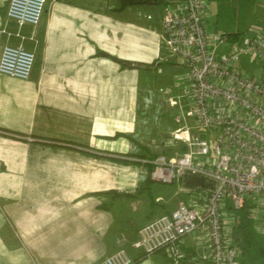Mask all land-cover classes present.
<instances>
[{"label":"crops","instance_id":"obj_1","mask_svg":"<svg viewBox=\"0 0 264 264\" xmlns=\"http://www.w3.org/2000/svg\"><path fill=\"white\" fill-rule=\"evenodd\" d=\"M9 1L0 0V29L25 40L0 33V56L7 44L22 43L36 60L27 80L0 73V264H99L122 234L134 264H216L204 231L181 241L179 262L131 245L142 226L180 201L202 205L182 179L148 177L153 139L148 146L142 136L165 105L151 90L155 77L170 74L169 107L187 108L184 66L162 44L167 3L47 0L40 23L19 28ZM251 60L243 65L250 73L259 68ZM173 132L162 149L168 156L186 146Z\"/></svg>","mask_w":264,"mask_h":264},{"label":"built area","instance_id":"obj_2","mask_svg":"<svg viewBox=\"0 0 264 264\" xmlns=\"http://www.w3.org/2000/svg\"><path fill=\"white\" fill-rule=\"evenodd\" d=\"M162 1L167 3L162 44L184 66L179 79L188 86L187 108H181L176 117L181 126L175 129L173 138L186 144L187 149L173 156L158 154L149 161V176L153 181L171 184L193 174L210 184L192 189L197 195L195 200L202 205L180 201L172 213L142 226L131 245L145 257L164 251L168 258L179 262L185 256L181 241L204 231L211 261L242 264V251L234 241L235 213L246 204L249 210H255L257 204L250 201L252 196L264 202V31L237 42L230 53L220 52V46L230 39L209 29L211 0ZM46 3L47 0H10L7 15L19 28L35 27ZM0 33L25 40L20 31L12 32L7 26ZM246 57L255 59L261 67L247 72L240 64ZM35 60V51L24 44H7L0 56V73L27 80ZM170 104L177 105L179 100L170 99ZM188 119L193 120V125L187 123ZM210 131L217 133L214 148L205 136ZM254 214L256 220L264 221V206L256 208ZM256 224L260 227L262 222L257 220ZM128 242L125 234L119 236L118 249L99 264H134L126 248Z\"/></svg>","mask_w":264,"mask_h":264},{"label":"rangeland","instance_id":"obj_3","mask_svg":"<svg viewBox=\"0 0 264 264\" xmlns=\"http://www.w3.org/2000/svg\"><path fill=\"white\" fill-rule=\"evenodd\" d=\"M207 23L210 30H214L220 34L239 31L242 32L243 38H251L256 35H260V33H263L264 31V0H211V8L209 14L207 15ZM236 46L237 42L231 40L230 42L222 44L219 48V51L224 53H230L232 49H234ZM244 59L245 58H243L240 63L241 67H243L244 65ZM252 60L254 62H257L255 59ZM245 65L250 68L249 64ZM257 66L261 67L260 63H257ZM251 71H255V67ZM170 83L171 80L169 74V76H166L165 78L160 77V79L158 76H156L154 83L152 82L151 84V90L153 91L154 96L158 101L164 102L165 105L156 107L155 119L149 125V129L147 130L146 128L143 132L144 135L142 136V142L148 145V136H152L154 144L150 146L148 145L151 149V152L145 156L146 158L150 157L152 159L153 155L155 154H164L162 153L164 140L169 137V134L175 131L176 128L181 126L180 124L176 123V117L180 113L178 108L169 107L168 98L166 100L165 97L168 96L167 89L168 87H170ZM160 88L162 89L160 90ZM182 106L184 107V105ZM190 123L191 122L189 120V124ZM209 133V141L211 144V148H214L217 133L212 131H210ZM180 143L183 144L182 141H180ZM148 177L150 178V176ZM148 177L145 178L147 179ZM168 186H171L173 188V191L176 189V186L174 184ZM143 198L147 199L146 196H143ZM144 199L142 200L145 201ZM250 201H255L257 204L256 208L259 210L260 207L263 208L264 206V202L262 201V199L257 196H252V200ZM255 210L252 209V211L249 210L248 212L240 210L236 211L235 214L238 218L242 216V213H247L248 216L253 220L254 225L256 226L257 220L259 222H262V224H260V227H257H259V229L262 228L258 231L259 234H261L263 237L260 235L258 236L256 233L255 237L257 238V240L260 239V247L264 251V221L258 218L256 220L254 218L253 215H255ZM251 228L253 227L251 226ZM239 233L242 232L240 231ZM239 236L242 237L241 234ZM252 259L250 253H245V256H243L244 262L248 264H264V253L263 255H258V257L256 256L255 260Z\"/></svg>","mask_w":264,"mask_h":264},{"label":"trees","instance_id":"obj_4","mask_svg":"<svg viewBox=\"0 0 264 264\" xmlns=\"http://www.w3.org/2000/svg\"><path fill=\"white\" fill-rule=\"evenodd\" d=\"M122 7L128 6V5H141V4H152L157 2V0H120ZM226 35L229 37L230 41L233 40L234 42L242 41L244 38L242 36V32L235 31L231 33H226ZM114 60L121 63L124 67H132L134 66L133 63L126 61V60H120L116 57H114ZM178 124V123H177ZM187 149L186 146H184L183 150L185 151ZM158 154L153 155L152 159L155 158ZM152 165L149 162L148 163V169L151 170ZM184 185L190 188H197L202 187L205 188L210 183L207 181L206 178L199 176V175H193L188 174L183 179ZM241 211H249V205L246 204ZM251 226L253 228H251ZM256 225H254L253 220L248 216L247 213H242L241 217H238L237 222L235 224V237L234 241L235 243L240 247L243 256H245V253H250L251 259L255 260L256 256L263 255L264 251L260 247L261 241L260 239L257 240L255 237V233L259 236H262L259 234L258 228ZM242 233H239V232ZM241 234L242 237L239 235ZM263 237V236H262ZM242 264H248L242 260Z\"/></svg>","mask_w":264,"mask_h":264}]
</instances>
